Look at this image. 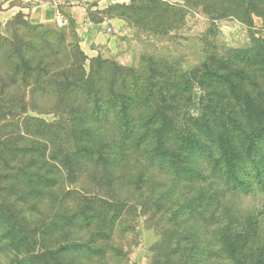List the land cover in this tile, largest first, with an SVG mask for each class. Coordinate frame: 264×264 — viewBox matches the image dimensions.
Returning <instances> with one entry per match:
<instances>
[{
	"label": "trees",
	"instance_id": "16d2710c",
	"mask_svg": "<svg viewBox=\"0 0 264 264\" xmlns=\"http://www.w3.org/2000/svg\"><path fill=\"white\" fill-rule=\"evenodd\" d=\"M202 1L216 18L252 24L258 16L264 28V0ZM158 6L164 15L181 14L178 5L157 1L155 21ZM15 28L12 37L0 35V100L10 109L17 98L22 113L55 117L22 120L20 138L36 146L19 149L50 167L15 177L40 194L83 173L96 178L112 201L84 206L73 218L86 227L103 221V238L129 202L167 212L175 244L157 264H264V252L254 257L252 250L264 247L257 221L247 218L239 235L225 236L215 208L220 187L264 192V38L208 53L187 76L160 64L125 67L100 58L86 71L75 39L22 20ZM194 83L204 93L197 115L187 106Z\"/></svg>",
	"mask_w": 264,
	"mask_h": 264
},
{
	"label": "rangeland",
	"instance_id": "374dc122",
	"mask_svg": "<svg viewBox=\"0 0 264 264\" xmlns=\"http://www.w3.org/2000/svg\"><path fill=\"white\" fill-rule=\"evenodd\" d=\"M3 1L0 0V10ZM157 1L178 5L181 14L164 15L158 6L160 17L153 20V4ZM157 1L74 0V5L85 8L89 21L111 28L109 42L93 56L82 50L75 20L69 18L64 25L51 23L42 27L54 29L69 40L75 39L87 58L86 71L92 60L100 58L125 67L160 64L192 76L208 53L247 49L254 38H264L258 16L247 24L234 16L216 18L212 6L204 9L202 0ZM16 20L29 22L24 14L18 13L7 21L0 35L14 36ZM190 94L188 110L197 115L204 93L194 83ZM14 99L10 109L0 100V152L7 155L6 161L0 162V264H157L158 259L164 263L177 232L167 221V212H155L141 202H129L124 208L126 213L110 231L107 227L108 237L103 238L98 235V230L105 226L103 221H94L95 225L86 227L83 219L73 218L76 210L84 206L97 207L100 200L112 201L96 178L83 173L74 182L60 183L52 193L47 189L48 194H40L38 189L25 186L22 177H15L16 172L44 174L50 167L38 154L19 149L20 145L31 150L36 146L32 138H20L22 120L33 116L52 122L55 117L30 109L22 113L19 99ZM41 164L45 166L40 167ZM217 190L219 199L215 208L220 233L239 235L238 230H244L242 224L249 218L257 221L258 236L264 237V192L238 194L226 192L222 187ZM252 250L254 257H260L257 254L263 253L264 247Z\"/></svg>",
	"mask_w": 264,
	"mask_h": 264
},
{
	"label": "crops",
	"instance_id": "0c3cea01",
	"mask_svg": "<svg viewBox=\"0 0 264 264\" xmlns=\"http://www.w3.org/2000/svg\"><path fill=\"white\" fill-rule=\"evenodd\" d=\"M29 5L30 3L23 0L3 1L1 5L2 10H0V31L7 21L18 13L24 14L30 23L48 25L57 23L56 14L59 12L64 18V24L69 21V18L75 20L77 23L76 32L81 38L80 45L86 55H95L97 50L102 48V45L109 42L110 33L108 28L110 31L111 28H105L102 23H92L89 21L85 16V8L74 5V0H66L58 8L49 3H40L27 7Z\"/></svg>",
	"mask_w": 264,
	"mask_h": 264
},
{
	"label": "built area",
	"instance_id": "2783aa9c",
	"mask_svg": "<svg viewBox=\"0 0 264 264\" xmlns=\"http://www.w3.org/2000/svg\"><path fill=\"white\" fill-rule=\"evenodd\" d=\"M23 1L30 3V4L49 3L58 8V6L66 0H23ZM56 21L59 25H63L65 23L64 18L59 12H57L56 14ZM108 31H110L109 28H108Z\"/></svg>",
	"mask_w": 264,
	"mask_h": 264
}]
</instances>
